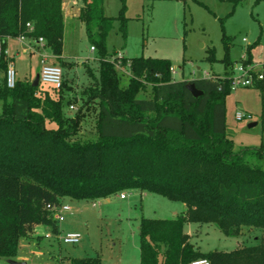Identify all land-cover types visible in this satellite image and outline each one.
Masks as SVG:
<instances>
[{"label":"trees","instance_id":"16d2710c","mask_svg":"<svg viewBox=\"0 0 264 264\" xmlns=\"http://www.w3.org/2000/svg\"><path fill=\"white\" fill-rule=\"evenodd\" d=\"M79 1L78 19L98 57V78L83 90L81 106L97 105L95 138L78 136L82 108L64 116L70 87L63 81L59 89L50 87L51 93L27 80L7 88V62L5 55L0 57V257H16L19 240L31 237L38 226L58 235L52 210L63 198L99 200L139 191L184 206L173 219L140 218L139 264H264V149L235 151L226 134L224 100L234 65L228 58L229 39L222 38V78L173 81L168 60L137 57L119 61L129 71L122 88L117 60H108L106 37L115 21L125 36L124 0L116 18L104 16L103 0ZM221 1L230 3L233 12L242 0ZM62 2L0 0V41L41 38L53 64L66 66ZM0 46L4 50V43ZM251 47L246 48L248 62ZM206 60H215L213 50ZM187 83L202 95L193 97ZM146 86L149 97L139 98ZM254 87L262 89L260 82ZM45 122L56 127L47 128ZM186 223L214 224L225 237L253 227L261 236L255 246L202 253L183 232ZM61 264L100 261L65 258Z\"/></svg>","mask_w":264,"mask_h":264},{"label":"rangeland","instance_id":"374dc122","mask_svg":"<svg viewBox=\"0 0 264 264\" xmlns=\"http://www.w3.org/2000/svg\"><path fill=\"white\" fill-rule=\"evenodd\" d=\"M121 0H103L104 16L116 18ZM79 7V2L74 9ZM125 36L119 31L118 22L106 37L108 60L120 54L122 59L137 57L166 59L171 64L173 81L189 82L201 78H222L224 46L222 38L229 39L228 58L237 65L252 67L262 74V89L257 87H234L225 97L226 134L233 149H264V67L256 66L264 60V0H242L234 8L221 0H124ZM244 40V42L242 41ZM250 48L248 62L246 48ZM213 50L214 61L206 60ZM47 62L54 63L48 49L41 52ZM66 66L61 67L62 81L69 91H64L69 102L64 103V116L72 117L80 108L83 118L78 136L96 137V103L81 107L85 100L82 92L98 78V57L90 51L81 27L77 40L70 46ZM40 58L23 56L15 58L16 80L31 83L39 72ZM57 64V63H54ZM119 87H125L129 78L127 68L116 69ZM0 73V83H1ZM41 91L51 93L49 86L38 84ZM149 86L138 93L148 98ZM72 101V102H71ZM72 106L70 110L68 107ZM237 113L243 118L235 119ZM54 129V123L45 122ZM264 169V163L261 165ZM124 194L125 198L120 199ZM61 206L70 212L63 214L58 223V235L44 239L41 234L19 240L17 258L0 257V264L9 260L25 264H61L65 258H97L100 264H139L138 223L140 218L169 220L179 215L184 206L180 202L151 192H121L99 200H74L63 198ZM61 230L63 231L61 233ZM38 231H43L40 228ZM183 232L190 236L189 242L200 252H230L242 247L255 246L261 236L257 228H242L236 237H225L214 224L186 223ZM40 233V232H39ZM64 233H78V244H62L57 237ZM56 238V239H55ZM53 240V242H52Z\"/></svg>","mask_w":264,"mask_h":264},{"label":"built area","instance_id":"2783aa9c","mask_svg":"<svg viewBox=\"0 0 264 264\" xmlns=\"http://www.w3.org/2000/svg\"><path fill=\"white\" fill-rule=\"evenodd\" d=\"M26 27L30 30L31 26L29 24H26ZM17 40L21 43H23L26 40V37L24 36H18L16 37ZM244 42V40H242ZM36 46H43V40L41 38H38L32 43H28L27 49L32 53H37ZM90 51H94L93 48H90ZM6 52L2 50L0 46V57L2 55H5ZM39 55L40 61H39V72H38V83L42 85L49 86L54 89H59L62 83V75H61V69L59 66L50 64L47 62V56L46 55ZM117 57L115 58L117 61L114 63L115 69H120L119 61L122 59L120 57V54H116ZM256 66L262 68L264 67V60L262 62H259L256 64ZM252 67H246L243 65H237L234 69H232V75L230 78V90L234 87L240 86V87H253L255 83L260 82L263 80L262 74L258 72H254ZM4 80L5 85L7 88H13L16 82V74L15 70L11 65H8L6 67L5 73H4ZM70 110L73 109L72 106L68 107ZM243 118V116L240 113H237L235 116V119L237 121H240ZM120 199H124V194H121ZM70 212V208L68 206H60L58 208H55L52 210V219L58 224L62 222L63 220V214ZM44 239H51L52 235L49 233L42 235ZM58 241H60L62 244L68 245V244H78L81 240V236L78 233H64L60 234L57 237ZM189 264H208L205 260H195L190 262Z\"/></svg>","mask_w":264,"mask_h":264},{"label":"crops","instance_id":"0c3cea01","mask_svg":"<svg viewBox=\"0 0 264 264\" xmlns=\"http://www.w3.org/2000/svg\"><path fill=\"white\" fill-rule=\"evenodd\" d=\"M79 2V7L76 8V10L74 9V6L76 4H78ZM81 7V2L79 0H63L62 2V16H63V21H64V30H63V46H62V57H69V51H70V46L72 45V43L75 42V40H77V36L79 34V31L81 29V27H83L82 22L78 19V10ZM85 36V35H84ZM34 40L32 39H28L26 38V40L21 43L17 40V38H8V39H4L3 41H0V43H4L5 47H4V51L6 52L5 54V59L7 62V66L11 65L14 70H15V74H16V69H15V58H21L23 56H37L39 57L38 54H41V52L47 48L41 46H36V50L38 51L37 53H32L30 52L27 47H28V43H32L33 44ZM50 64H53L52 62H50ZM3 75L1 74V77ZM24 80L25 77H24ZM22 80V81H24ZM177 216V215H175ZM40 228L43 229V231H38ZM35 234H47L50 232L49 228L44 227V226H38L34 229ZM40 232V233H39ZM63 231L61 230V233ZM52 239V238H51ZM51 239H48L47 241H50ZM56 239V238H55ZM58 241V239H57ZM53 242V240H52ZM17 261H24V258H15Z\"/></svg>","mask_w":264,"mask_h":264},{"label":"water","instance_id":"95a60500","mask_svg":"<svg viewBox=\"0 0 264 264\" xmlns=\"http://www.w3.org/2000/svg\"><path fill=\"white\" fill-rule=\"evenodd\" d=\"M38 84H39V83H38V75H37L36 80L33 81V82L31 83V85H32L33 87H35V86H37ZM185 88H186V90H187V91H188L193 97H195V98H196V97H199V96L202 95V92L199 91V90H197V89L194 87V85L191 84V83H187L186 86H185ZM8 264H25V263L9 260V261H8Z\"/></svg>","mask_w":264,"mask_h":264}]
</instances>
